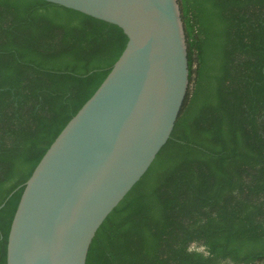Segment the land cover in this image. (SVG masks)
<instances>
[{"label":"trees","instance_id":"trees-1","mask_svg":"<svg viewBox=\"0 0 264 264\" xmlns=\"http://www.w3.org/2000/svg\"><path fill=\"white\" fill-rule=\"evenodd\" d=\"M178 3L182 107L85 264H264V0ZM126 42L120 27L79 11L0 0V264L25 181ZM205 55L217 57L206 74Z\"/></svg>","mask_w":264,"mask_h":264},{"label":"water","instance_id":"water-1","mask_svg":"<svg viewBox=\"0 0 264 264\" xmlns=\"http://www.w3.org/2000/svg\"><path fill=\"white\" fill-rule=\"evenodd\" d=\"M46 1L120 27L127 42L25 181L6 264H85L97 229L170 137L189 82L177 0Z\"/></svg>","mask_w":264,"mask_h":264},{"label":"rangeland","instance_id":"rangeland-1","mask_svg":"<svg viewBox=\"0 0 264 264\" xmlns=\"http://www.w3.org/2000/svg\"><path fill=\"white\" fill-rule=\"evenodd\" d=\"M177 3H178V0H177ZM178 6H179V11H180L179 3H178ZM185 45H186V39H185ZM186 48H187V45H186ZM216 59H217L216 55H205V57H204L205 66H204V70H203L204 74H206L207 71L211 72L214 69V66H215L216 61H217ZM206 78H207L206 75H204L203 78L201 79V83H205Z\"/></svg>","mask_w":264,"mask_h":264}]
</instances>
